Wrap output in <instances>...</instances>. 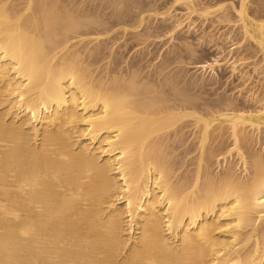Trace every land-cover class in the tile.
I'll use <instances>...</instances> for the list:
<instances>
[{"label":"bare ground","instance_id":"obj_1","mask_svg":"<svg viewBox=\"0 0 264 264\" xmlns=\"http://www.w3.org/2000/svg\"><path fill=\"white\" fill-rule=\"evenodd\" d=\"M240 3V30L261 52L264 77V20H249ZM254 3L263 13L264 0ZM65 7L0 0V264H264V150L248 131L264 128V96L255 112L223 98L192 114L193 92L102 69V42L88 45L107 25ZM190 116L199 148L181 159L169 143ZM218 120L243 175L230 160L212 170Z\"/></svg>","mask_w":264,"mask_h":264},{"label":"rangeland","instance_id":"obj_2","mask_svg":"<svg viewBox=\"0 0 264 264\" xmlns=\"http://www.w3.org/2000/svg\"><path fill=\"white\" fill-rule=\"evenodd\" d=\"M130 1L59 0L63 6H67L65 8L70 10L72 15H74L73 17H85V19L88 20L94 19L93 21H95V23H102L100 29L105 28L107 25L105 28L107 29L108 27L106 30L107 32L105 31L106 33L101 32L103 35L98 33L101 40H94L91 42V44L89 43L90 45H88V49H90L91 46L94 47L97 45L98 41L99 43L102 42V44H100L101 49H104L103 53H105L103 59L104 61L102 60V62L99 64V66L103 67H101L102 69L108 70L110 67L117 66V68H119V73H135L136 71L141 78H150V80L157 83H166V81H169L166 83L167 86L169 84L170 87L176 86L178 89L181 88L180 90L186 89L189 94L193 92L192 94L200 99L197 100V107L195 109L194 107H192V109L189 107V111L187 110L192 114H197L201 111V115H206L208 110L210 112L217 110L218 102L223 98L224 100H228V102L230 101L231 104L238 106L240 110L244 108L245 110H248V108L250 110V108L253 109L254 107L260 108V98L264 96V77L262 72L263 60L261 52L258 54L252 52L251 49L246 48V45H248V40L247 37L243 36L244 34L241 33L242 24H239L243 21H240V17L234 11L236 8L238 9L240 7V2H242V0H135L136 2H134V5L136 8L133 7L132 14L131 11H128V7L126 8V5ZM244 1L246 12L249 8V11L246 14V17L248 19L250 18L249 20H251V18H255L256 20H264V12L262 13L261 11H256L257 9L254 7V0ZM222 15L226 16L224 17ZM93 21L89 23H93ZM123 27H125L127 30H125ZM98 34L94 33L93 35L96 36ZM140 40L142 41L139 42ZM191 50L192 52H190ZM192 53L194 56H192ZM118 56L120 58H118ZM117 60L118 62L116 64ZM214 60L219 62L213 70L211 68H208L207 70L197 68L196 70L197 64L206 62L212 63ZM192 67L194 69H192ZM124 68L125 70H123ZM178 76L180 77L178 78ZM164 79L165 82L162 81ZM185 108L188 109V107ZM253 111L255 112L257 110L254 108ZM190 117H187V120L189 121L188 123H191L192 121L194 122V117ZM186 122L185 120L182 122V125L185 123L184 125L186 126L182 134L183 136L180 138L183 139L186 137L188 140L184 138L183 143V140L179 139V142L177 139L169 143L171 149L173 142H175L173 148L174 146H181L179 151L177 150L178 148L172 149L175 150V156L181 153L183 156L184 154L183 157L181 156V159L185 157V153L188 151L189 147L192 146L189 149L193 148L191 151H195L197 153V147L199 146V133H197L199 129L193 125V122L190 124L191 126L189 124L187 125ZM223 122L227 124L225 120H220V125L218 122L217 125L223 129L225 128L222 130L224 135H222L221 138L219 137L215 142L216 145L217 142H222V144H219L223 147L220 146L221 150H217H220L218 152L220 153L218 159L221 160V162H219V160L216 158L215 161L218 162H214L215 164L213 163L212 170L217 173H219L218 171L221 172V170L224 171V168L226 167L225 165H228V161L230 160L231 162L234 161L233 164H236V173L239 174L241 172L240 174L243 175L245 174V171L243 170V166H240V156L239 153H237L238 151L232 150V153H229L232 147V140L229 138V131L226 129V125ZM186 127L187 131L185 130ZM249 127L250 129H248ZM249 127L247 128L248 131L252 130L249 134L252 136L255 135L254 137L256 138H254L255 141L252 142V146L257 150H264V128L261 129L263 131L260 130V127L256 129L258 132H254L251 126ZM193 128L195 130H193ZM196 130L197 132H195ZM193 133H197L198 136L196 137V134ZM191 139L192 141H190ZM189 143L191 145H189ZM260 152L264 154L262 150ZM222 153H224L223 157H226L227 159L224 160L223 157V159L221 158ZM193 154L194 153H191L190 156H187L190 158ZM218 163H221V165Z\"/></svg>","mask_w":264,"mask_h":264}]
</instances>
